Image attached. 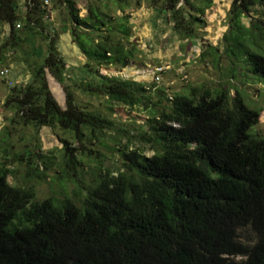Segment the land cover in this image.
I'll return each instance as SVG.
<instances>
[{
  "label": "trees",
  "instance_id": "16d2710c",
  "mask_svg": "<svg viewBox=\"0 0 264 264\" xmlns=\"http://www.w3.org/2000/svg\"><path fill=\"white\" fill-rule=\"evenodd\" d=\"M111 1L118 13L87 0L82 16L75 0H50V7L0 0V64L32 40L30 79L13 84L4 101L11 116L0 130V264H264V138L250 131L260 112L232 83L239 68L264 80V0H230L220 81L169 96L161 90L157 101L144 84L100 72L128 66L138 52L130 0ZM151 2L177 37L191 38L213 4ZM51 10L64 16L59 30ZM66 31L86 59L80 67L67 66L57 48ZM40 44L42 59L32 51ZM48 74L62 86L64 106ZM74 90L145 106L148 117L134 133L118 128L80 106ZM27 127L32 136L16 134ZM43 128L64 134L55 153L35 140ZM105 148L118 158L106 163ZM48 179L61 193L39 198L36 184Z\"/></svg>",
  "mask_w": 264,
  "mask_h": 264
},
{
  "label": "rangeland",
  "instance_id": "374dc122",
  "mask_svg": "<svg viewBox=\"0 0 264 264\" xmlns=\"http://www.w3.org/2000/svg\"><path fill=\"white\" fill-rule=\"evenodd\" d=\"M137 1L130 0L131 6L125 11L130 14L131 40L137 45L138 52L128 66H102L100 72L118 79L144 84L149 89L153 101H157L162 93L161 90L169 96L176 92H184L190 85L202 83L214 85L220 81L222 68L228 66V56L224 52L222 40L223 34L227 30L226 13L230 6V0H213V4L205 10L203 16L205 24L197 28L194 38L177 37L172 32L170 25L164 22L151 0H139V3ZM75 2L81 9V15L84 16L87 0H75ZM103 2L107 3L106 7H102L103 10L118 13L111 0H103ZM47 5L48 7L51 6L50 0H48ZM48 18L53 27L59 30L64 18L61 10H51ZM242 21L246 22V19ZM7 29V27L4 28V34L7 33ZM26 43L29 46L32 43L29 36ZM28 45L24 44L23 47L21 45L11 49L7 53L5 61L0 64V70L2 68L10 69L9 79L12 82L10 84L0 75V130L7 125V119L11 116V112L4 106L9 88L13 84L25 83L30 79V69L27 66L30 59L25 54V52L30 51ZM57 48L67 66L80 67L86 61L84 55L72 42L69 31L59 32ZM211 49H215L217 63L213 61ZM32 51L36 58L42 59L44 54L42 44L34 46ZM237 71L239 73L237 72L236 77L232 79V83L241 90L247 106L260 112L257 124L250 131L264 138V80L253 79L245 69L239 68ZM47 77L54 96L60 105L64 106L62 86L50 74ZM73 93L80 106L101 112L114 120L118 128L124 127L132 130L133 133L134 129L139 127L138 125L142 124L148 117L149 109L145 106L129 109L121 104L109 103L103 96H90L77 90H74ZM17 131L16 134L24 135L26 138L35 133L32 127L18 128ZM16 134L13 135L15 139L18 138ZM57 134L64 135L60 129L55 128L52 131L50 128H43L36 134L35 140L41 143L45 151L55 153L54 149L59 147ZM109 143L112 145L111 141ZM114 150L113 148L103 149L108 158L106 163L118 158ZM145 153L151 155L153 152L146 150ZM50 174L53 175L52 172ZM87 176L88 174L85 177ZM70 188H72L71 184L67 183V189ZM36 190L39 198L50 193H61V188L56 179L38 182Z\"/></svg>",
  "mask_w": 264,
  "mask_h": 264
},
{
  "label": "built area",
  "instance_id": "2783aa9c",
  "mask_svg": "<svg viewBox=\"0 0 264 264\" xmlns=\"http://www.w3.org/2000/svg\"><path fill=\"white\" fill-rule=\"evenodd\" d=\"M47 3H48V0H44V4L47 5ZM16 27L18 28V27H20V25L17 24ZM0 75L3 78H5L7 81H9L10 84L12 83L11 80L9 79L10 78V69H8V68H2L0 70Z\"/></svg>",
  "mask_w": 264,
  "mask_h": 264
}]
</instances>
